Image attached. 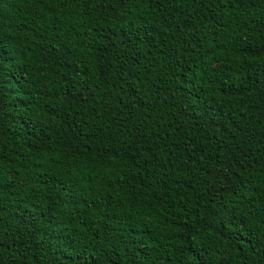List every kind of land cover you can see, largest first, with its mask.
<instances>
[{"label":"trees","instance_id":"16d2710c","mask_svg":"<svg viewBox=\"0 0 264 264\" xmlns=\"http://www.w3.org/2000/svg\"><path fill=\"white\" fill-rule=\"evenodd\" d=\"M0 264H264V0H0Z\"/></svg>","mask_w":264,"mask_h":264}]
</instances>
